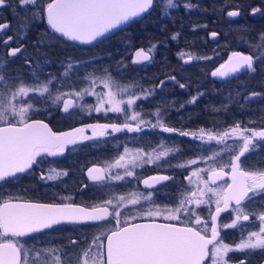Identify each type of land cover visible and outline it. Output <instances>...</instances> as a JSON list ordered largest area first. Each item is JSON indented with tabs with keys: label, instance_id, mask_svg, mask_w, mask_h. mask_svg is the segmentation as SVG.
I'll return each mask as SVG.
<instances>
[{
	"label": "snow or ice",
	"instance_id": "snow-or-ice-1",
	"mask_svg": "<svg viewBox=\"0 0 264 264\" xmlns=\"http://www.w3.org/2000/svg\"><path fill=\"white\" fill-rule=\"evenodd\" d=\"M37 4L38 0H0V9L14 8L16 16L21 9L31 14L30 20L24 18L20 21L16 33L0 41L7 49L0 56V182L6 183L15 179L17 174L39 166L45 155L63 154L70 146L75 150L84 141L100 143L102 138H115L116 133H142L145 128L159 129L164 133L178 132L183 137L193 138L199 142V157L173 163L183 153L177 147H168L163 139L155 147L148 145V150H130L125 145L123 153L103 162L105 166L93 164L87 168V178L100 192L98 203L87 207L75 202L22 201L0 191V232L11 237L27 238L64 223L95 226L103 222L113 226L103 239L95 237L89 242L88 237H69L67 243L59 247L44 248L37 242L29 245L27 239L23 243L11 238L3 239L0 241V264H231L229 253L264 250V199H261L264 198V159L252 163L251 167L246 159V154L264 150V123L258 129L242 126L239 121L222 127L213 120L212 127L207 129L200 127L191 132L180 131L167 125L166 108L157 107L154 112L146 113L137 103L163 91L166 81L145 89L135 81L122 84L106 70L103 77H94V74L85 77L93 84L99 79L107 89L104 93H98L93 88L76 90L71 83L67 85L68 92H61L54 84L60 81L61 76L48 71L52 61L43 50L51 45L45 34L37 36L34 44L36 52L25 57L23 65L13 67L12 61L26 49L23 44L8 46L17 38L26 39L32 25L37 23ZM157 5L161 15H170L169 9L179 7L176 0H45L38 10L40 19L46 20L50 34L91 42ZM184 7L191 9L193 5L188 3ZM260 11V8L252 9L253 14ZM227 15L239 16V8ZM10 27L8 22L0 23V35ZM217 36V32L211 33L212 38ZM255 40L250 44L248 54L233 51L228 60L212 72V76L227 78L242 70L255 74L257 67L264 68V31L258 33ZM155 47L151 45L147 51L144 48L136 50L133 63L151 61L150 53ZM255 49L260 50V56L255 54ZM178 55L184 58V63L199 59L192 55L185 58V53ZM68 67L72 65L68 64ZM123 67L127 69L126 65ZM169 79L182 89L186 87L179 84L175 76ZM89 94L97 97L95 105L77 102V99L83 101ZM202 95L203 92H198L186 103L195 104ZM258 95L251 93L246 99L252 100ZM51 106H57V111L70 117L81 112L87 115L93 112L105 115L116 113L120 114L118 118L121 122L90 123L65 132H53L44 120L33 118L45 111L51 114ZM212 111L219 112L220 109L213 108ZM224 111H227L226 107ZM146 115L152 116L155 122L144 119ZM89 131L90 135L87 134ZM212 142L223 147L219 152L206 155L209 148L205 146ZM120 146L118 144L117 148ZM225 156L227 162L223 163ZM198 160L199 163L207 162L209 166L198 167ZM147 165H154L157 174L143 178L137 174V169H145ZM190 166L197 167L192 170ZM113 168L123 169L122 174L113 172ZM181 169L189 173L185 177L187 185L183 181L178 182L175 175L160 174L165 171L175 173ZM49 173L45 176L42 170L40 179L55 181L68 175L66 170L57 171L55 168H50ZM226 176H230V183L226 182L222 187L214 186ZM108 181H124L126 184L135 181L137 189L143 183L148 191L118 194L114 189L120 186ZM167 184L175 185L174 194L172 191L161 192V189H167ZM82 188L87 189L88 185L84 184ZM161 194L166 202L158 203ZM258 199H261V210L251 211L249 205L255 204ZM201 205L207 208V220L197 212ZM229 209L233 214L231 222L218 224L221 213ZM160 218L168 222H158ZM137 220L143 222L137 223ZM255 220L260 221L254 225L257 230L247 231L245 236L247 225L243 222L254 223ZM224 229H237L241 236L239 243H225L221 237ZM81 241L85 247L79 246ZM45 253L50 254V258ZM239 264H246V260H240Z\"/></svg>",
	"mask_w": 264,
	"mask_h": 264
},
{
	"label": "trees",
	"instance_id": "trees-1",
	"mask_svg": "<svg viewBox=\"0 0 264 264\" xmlns=\"http://www.w3.org/2000/svg\"><path fill=\"white\" fill-rule=\"evenodd\" d=\"M43 3L45 0H38L37 23L32 25L26 39L17 38L8 46L17 47L23 44L26 49L12 61L13 67L23 65L24 58L36 52L34 44L37 36L45 34L48 44L51 45L43 50L52 61L48 71L61 76L60 81L54 82L55 87L61 92L70 90L67 86L69 83L73 84L76 90L91 88L93 85L99 88L98 86L103 84L99 79H96L93 84L85 77L89 74H94V77H103L106 70L122 84L135 81L145 89L158 85L162 80L166 81L163 91H158L154 97L137 103L146 113L154 112L157 107L166 108L167 125L180 131L191 132L200 127L207 129L212 127L213 120L222 127L231 126L239 121L242 122V126L247 125L249 128L258 129L264 123V68L257 67L255 74L242 70L225 80L212 76V72L233 51L248 54L250 44L255 43L257 34L264 31V0H176L179 7L169 9L170 15H161V9L157 5L149 12L143 13L140 17L134 18L131 22L89 45L78 44L59 34H50L51 30L46 20L40 19L38 9ZM188 3L193 5L191 9L184 7ZM254 3L261 7V11L256 14L251 11ZM237 7L240 15L229 17L227 13ZM14 12V8L0 9V23L8 22L11 25L10 29L0 35V41L17 32V27L14 26L17 16L13 14ZM18 14L30 13L21 9ZM212 32L218 33L215 39L211 37ZM151 45L156 46L150 53L152 60L134 64L135 51L140 48L147 51ZM6 51L7 49L0 43V56H3ZM179 53H185V58L187 55H192L199 59L184 63V58H181ZM255 54L260 56V50L255 49ZM68 64L72 67H68ZM124 65L127 66L126 70ZM172 76L176 77L179 84H184L186 87L182 89L176 82L170 81L169 78ZM198 92H203L204 95L200 96L195 104L186 103ZM251 93L260 95L252 100L246 99ZM90 96L89 94L85 97L90 98ZM48 103L51 104L50 101ZM86 103L93 105L90 100ZM182 104L183 108L180 107ZM213 108L220 111L213 112ZM33 118L46 121L53 131L60 132L93 121L119 122L117 117L111 116V113L105 115L93 112L87 115L81 112L79 115L74 114L70 117L57 111V106H51V114L45 111ZM144 119L155 122L152 116L146 115ZM150 134L156 135V137L153 136L154 147L163 139L167 142V146L181 150L183 155L178 156L174 161L189 160L199 156L198 141H194L191 137H183L178 132L164 133L159 129H150L142 133H116L115 138H102L100 143L91 141V146L89 143L84 144L79 154L82 160H94L100 154L98 148H106L112 155L117 151L118 144L123 145L121 142L129 146H148L149 144L145 143L147 140L136 137H145ZM120 136L129 138L122 140ZM133 138L137 139V143H133ZM231 143L230 140L229 144ZM205 147L209 148L206 154H210L219 152L223 145L212 142ZM102 151L101 149V157ZM246 159L250 162L248 166L251 167L252 163L264 159V150L246 154ZM261 199L249 206L251 211L261 210ZM243 223L246 225L245 222ZM249 230L250 228L247 227L245 236ZM222 237L227 243H238L241 239L237 229H230ZM242 258L246 260V264H264V250L255 252L246 250L243 253L235 252L232 257L230 256L231 261Z\"/></svg>",
	"mask_w": 264,
	"mask_h": 264
},
{
	"label": "flooded vegetation",
	"instance_id": "flooded-vegetation-1",
	"mask_svg": "<svg viewBox=\"0 0 264 264\" xmlns=\"http://www.w3.org/2000/svg\"><path fill=\"white\" fill-rule=\"evenodd\" d=\"M253 8H261V7L260 5L254 3ZM234 75L236 74H232L230 77ZM230 77L222 78V80L228 79ZM97 122L102 123L104 121H93L92 123H97ZM145 129H149V130H144L143 132L150 131L151 128H145ZM54 132H60V131L54 130ZM61 132H65V131H61ZM153 136L156 137V135L150 134L149 136L142 137V139L147 140L145 143L154 147L155 138H153ZM128 138L129 137L120 136V139L122 140H126ZM136 138H141V137H136ZM136 138L133 140V143H137ZM87 143H89L90 146L92 144L91 141H84L80 143L75 148V150H72L70 146L69 149H66V151L63 154H58L55 156H48V155L43 156L42 163L39 166H34L33 169L25 173L17 174V177L15 179H9L6 183L0 182V191L11 194L17 197L19 200L30 201L35 203L75 202L85 207L89 205L97 204L100 199V192L97 191L96 188L94 187V182L90 181L87 178V168L92 167L93 164H97L98 166L101 167L105 166L103 162L111 161L113 160V158L117 157L118 154L123 153L125 144L124 142H121L123 145H121L119 148H117L116 146L117 151L113 152L112 155L111 153H109V151L106 148L102 147V148H98L100 150V154L97 155V157L94 160H88V159L82 160L79 154V150L84 144ZM126 146L130 150L138 149V148H145V150H148L147 146H140V145L137 146L126 145ZM101 149L103 150L102 157H101ZM225 157L227 158V156ZM250 159L251 158L249 157V161ZM186 161H188V159L181 161L173 160L172 162L177 163V162H186ZM50 168H55L57 171L66 170L68 172V175L61 176L55 181H46V180L42 181L40 179L41 171L43 170L45 176H47L48 174H50L49 173ZM154 169H155L154 165H147L145 169H137V174L141 175L143 178H147L149 176L157 174V171ZM225 170L227 171V169ZM118 172H120V169ZM121 172H123V169L121 170ZM160 174L175 175L178 182L183 181L185 185L188 184V181L185 179V177L188 175V172H185L183 169L175 173L170 171H165V172H161ZM218 181H223V182L225 181L227 183H230L231 178L230 176H226L222 180H218ZM107 183L112 185H119L120 187L114 189L118 194H127L128 192L134 190L143 191V192L148 191V188L145 185H143V183H140L139 188L137 189L135 181H133L131 184H126L124 181H108ZM84 184L88 185L87 189L82 188V185ZM167 191H172L174 194L175 185L167 184V189H161L162 193H165ZM157 202L158 203L166 202L165 196L161 194ZM203 209H205V207L202 206L200 207V209H197V212L200 216L206 217V215L203 213ZM227 215H229L228 218ZM232 218L233 217L230 214V210H228L224 213H221V216L218 219L217 223L218 224L228 223V221H231ZM159 220L168 222L163 218H160ZM257 222L258 220H255L254 223H250V222H245V223L247 227L250 228L249 231H252L255 228L254 225H256ZM112 227L113 226L111 223L104 224L103 222H98L95 226H93L92 224L64 223L52 230H44L33 233L27 238L11 237L10 234H2V232H0V241H2L3 239L11 238V239L19 240L21 243H23L24 240L27 239L29 245L32 244L33 242H37L38 246L42 245L44 248L51 247L53 245L59 247L63 244H66L67 239L69 237H88L89 242L91 241L92 238L95 237H100V239H103L104 235ZM198 230H200L199 226H198ZM229 230L230 229H224L223 231H221V237ZM79 246L85 247L86 245L84 244L83 241H81ZM234 253L235 252H232L231 254L229 253V257L230 256L232 257ZM45 255L49 256L50 258V254L45 253ZM33 258H34V254H33ZM240 260L238 259L231 261V264H237L239 263Z\"/></svg>",
	"mask_w": 264,
	"mask_h": 264
},
{
	"label": "rangeland",
	"instance_id": "rangeland-1",
	"mask_svg": "<svg viewBox=\"0 0 264 264\" xmlns=\"http://www.w3.org/2000/svg\"><path fill=\"white\" fill-rule=\"evenodd\" d=\"M17 18V19H16ZM15 18V28L16 27H18V24L20 23V21L22 20V19H24V18H27V19H31V14H18V16ZM99 88H97V87H95V85H93V86H91V88H93L96 92H98V93H104V92H106L107 91V89H106V87H105V85L104 84H101V86H98ZM75 98V97H74ZM88 100H90V101H92V103L91 104H93V105H95L96 104V101H97V97L96 96H93V95H91L90 96V98H87V97H84V100L83 101H80L79 99H77V102L78 103H86ZM86 104H88V103H86ZM101 113H103V112H101ZM104 114V113H103ZM111 116L112 117H120V114H116V113H111ZM118 120H119V122H120V118H118ZM102 123H110V122H106V121H104V122H102ZM87 134H91L90 133V131L87 133ZM124 152V151H123ZM213 153H210V154H206V155H212ZM199 157V156H198ZM198 157H194V158H197L198 159ZM190 160V159H189ZM223 163H226L227 162V158L225 157L224 158V160L222 161ZM198 167H200V168H207L209 165H208V163L207 162H205V163H199V160H198V165H197ZM197 166H190V168L192 169V170H195V168L197 167ZM213 166H218V165H213ZM121 170L122 169H120V173L122 174V172H121ZM112 171L113 172H118L119 171V169H116V168H113L112 169ZM189 174V173H188ZM195 179V178H194ZM204 179H207V176H204ZM225 181L223 182V181H218L217 183H216V185H214V186H225ZM205 199H207V197H205ZM205 207V209H203V213L206 215V217H207V208H206V206L205 205H201L200 207ZM221 206H223V205H221ZM214 207V206H213ZM230 210V209H229ZM200 212V211H199ZM230 214H231V210H230ZM204 215V216H205ZM232 215V217H233V214H231ZM204 220H207L208 219V217L206 218V217H203V216H201ZM231 221H228V223H230ZM260 223V221L258 220V222L256 223V225H258ZM200 227V226H199ZM257 230V228L255 227L252 231H256ZM209 234H210V232H209ZM225 242V241H224ZM225 243H227V242H225ZM239 243V242H238ZM228 244H231V243H228ZM233 244V243H232ZM231 254V253H230Z\"/></svg>",
	"mask_w": 264,
	"mask_h": 264
},
{
	"label": "water",
	"instance_id": "water-1",
	"mask_svg": "<svg viewBox=\"0 0 264 264\" xmlns=\"http://www.w3.org/2000/svg\"><path fill=\"white\" fill-rule=\"evenodd\" d=\"M142 15V14H141ZM127 23H129V22H127ZM127 23H124V24H121V25H118L115 29H112V30H110L108 33H105V36H107V35H109L110 33H112V32H114L115 30H117L120 26H122V25H125V24H127ZM59 35H61V34H59ZM104 36V37H105ZM64 38H66V37H64ZM103 38V37H102ZM66 39H68V38H66ZM99 39H101V38H98L97 40H95V41H91V42H88V41H84V40H82V41H76V40H72V41H74V42H76V43H78V44H85V45H89V44H92V43H94V42H96V41H98ZM70 40V39H69ZM229 58V57H228ZM228 58L225 60V61H227L228 60ZM224 61V62H225ZM223 62V63H224ZM222 63V64H223ZM45 123H47L46 121H45ZM48 124V123H47ZM49 125V124H48ZM49 127H50V125H49ZM51 128V127H50ZM52 129V128H51ZM53 131V130H52ZM54 132V131H53ZM135 222H137V223H141V222H143V221H141V220H138V221H135ZM158 222H161V223H165L164 221H158Z\"/></svg>",
	"mask_w": 264,
	"mask_h": 264
}]
</instances>
